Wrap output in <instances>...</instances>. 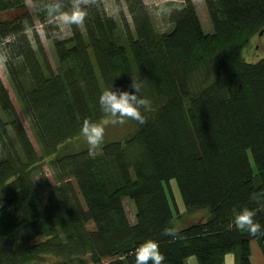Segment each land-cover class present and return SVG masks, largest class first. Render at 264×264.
Returning a JSON list of instances; mask_svg holds the SVG:
<instances>
[{
	"label": "trees",
	"instance_id": "trees-1",
	"mask_svg": "<svg viewBox=\"0 0 264 264\" xmlns=\"http://www.w3.org/2000/svg\"><path fill=\"white\" fill-rule=\"evenodd\" d=\"M143 1L122 2L134 32L128 24L121 32L102 4L87 7L83 28L55 38L57 72L37 30L30 37L25 29L38 19L54 37L35 6L40 0H32L35 17L0 22V42L12 37L5 45L11 85L42 147L41 156L0 79V140L10 125L19 145L4 142L0 160V264H135V250L149 239L159 243L163 264H187L192 256L198 264H226L228 254L235 264H252V243L264 245V235L233 223L247 207L264 232V197L251 198L264 193V57H242L264 30V0H205L211 33L203 31L195 0H183L173 27L161 33ZM26 7V0H0V13ZM133 78L151 102L142 110L147 122L98 153L65 152L85 119L107 117L101 93L134 92ZM49 157L60 183L44 201L33 175ZM171 179L184 213L170 201ZM201 210L206 220L178 228ZM165 228L178 238L164 236Z\"/></svg>",
	"mask_w": 264,
	"mask_h": 264
},
{
	"label": "rangeland",
	"instance_id": "rangeland-1",
	"mask_svg": "<svg viewBox=\"0 0 264 264\" xmlns=\"http://www.w3.org/2000/svg\"><path fill=\"white\" fill-rule=\"evenodd\" d=\"M122 2L123 0H119V1L109 0V3L112 5L114 9L116 8L119 9V11L114 16L119 21L118 24L120 25V31L122 32L126 24H128L130 30L134 32V24H133L132 16L128 13L127 7ZM143 2H145V4L148 6L153 21L152 23L154 24L157 31H159L160 33L164 31H169L173 27V22H171L173 13L177 10H181L184 7L183 0H144ZM121 3H122V7H121ZM195 5L199 12L200 20L203 25V29H204L203 31H205L206 33H211L213 31V28L211 21L209 20L210 18L206 8L205 0H195ZM33 6L34 4L32 3V0H29V2L27 3V7L24 10L22 9V10L10 11V12H2L0 13V22L17 20V18L23 16V14H29L30 16L35 17V7ZM107 14H109V12H107ZM34 25H35L34 28L33 26H28L27 28H25L26 32L30 37H32L33 30L34 29L37 30V33L40 37L39 39L41 40V43L44 47L47 57L49 58V61L53 67V70L57 72L56 69L59 65V60L57 59L58 57L54 49L55 37L52 38L47 37V33L45 32V28H44L45 26L38 19H34ZM80 27L83 28V24L80 25ZM62 35L64 38H70L72 36V28L66 27ZM11 40L12 37H9L3 42H0V79L2 80V83L9 91L8 93L10 94V97L15 105L17 114L19 115L20 120L22 122L21 124L24 125L33 143L32 145H34L37 153L41 155L42 147L39 143L37 135L35 134L36 133L35 129L31 124L32 122L28 114L18 103L16 94L11 85L9 72H7L8 69H7L6 61L8 60L7 59L8 56L5 51L6 50L5 45L9 43ZM242 57L245 61L247 60V62L249 63H256L260 59H262L264 57V35L260 36L259 33L258 35L251 38L249 43L246 45V48L243 49ZM104 119H108L109 121H111L113 118L107 116ZM136 125H137V121H133V120H126V123L123 125L112 124L111 122H109L107 125H105L103 143L113 142V141H123L124 138L128 135V133L134 130ZM6 129H7L6 140H2V139L0 140V160L5 158V156L7 155V150L4 146V142H7L11 147L13 146L15 150H19V145L15 138V135H13L14 133L11 130L12 129L11 126L10 125L7 126ZM86 148L89 149V145L87 144L86 139L82 135H80L77 139L68 142L67 145L64 147V150L65 152L68 151L72 152L74 150H80ZM50 160L51 157L46 158L42 164L41 171H38L33 175V180L36 184L35 187H37L40 196L43 198L44 201L47 200L50 187L58 185L60 183L57 179V176L55 175L56 173L53 165H51L52 163L50 162ZM170 186L171 187L169 190V194L172 205H173L172 200H174L179 210L184 213L186 208L177 181L171 179ZM75 187L77 186L75 185ZM123 203L127 210V214L131 219V222L135 223L136 208L134 203H132V201L127 197L123 199ZM207 217H208L207 211L201 210L199 212H196L192 216L187 217L186 218L187 222L185 224H180L178 228L181 229L190 224L197 223L202 220H206ZM262 248H264V245L262 246ZM48 261L49 262L46 264H51V260ZM196 262H197V258L195 256H192L188 260L187 264H193V263L198 264Z\"/></svg>",
	"mask_w": 264,
	"mask_h": 264
},
{
	"label": "clouds",
	"instance_id": "clouds-1",
	"mask_svg": "<svg viewBox=\"0 0 264 264\" xmlns=\"http://www.w3.org/2000/svg\"><path fill=\"white\" fill-rule=\"evenodd\" d=\"M29 0H26L28 3ZM103 5L109 15H115L119 9H114L109 3V0H70V8L65 6L64 0H40L37 7L45 13L47 23L56 31L53 36L56 39H63L62 33L66 27L82 25L87 16L86 8L90 6ZM131 88L134 92L124 90H113L111 87L101 93L99 97V104L106 116L112 117L109 121L104 119L101 122H90L85 119L81 128V135L86 139L89 145L90 154L96 153L100 150L103 143L105 125L109 122L112 124L123 125L126 120H133L139 122L141 125L145 124L146 117L142 114L151 110V102L149 99L139 95L143 88V83L138 82L133 78ZM264 197V193H253L252 199L259 201ZM256 211L247 207L241 209L238 214L234 216V225L238 230H246L251 236L255 237L258 234L264 235L261 230V225L254 220ZM233 225L230 223L229 227ZM164 236L172 237L174 240L178 238L179 234L174 228H165ZM165 256L161 253L159 243L155 240H147L135 250V264H163Z\"/></svg>",
	"mask_w": 264,
	"mask_h": 264
},
{
	"label": "crops",
	"instance_id": "crops-1",
	"mask_svg": "<svg viewBox=\"0 0 264 264\" xmlns=\"http://www.w3.org/2000/svg\"><path fill=\"white\" fill-rule=\"evenodd\" d=\"M252 263L253 264H264V251L262 246L258 242L252 243ZM226 264H235V257L233 254H228L226 257ZM194 264V263H193Z\"/></svg>",
	"mask_w": 264,
	"mask_h": 264
},
{
	"label": "water",
	"instance_id": "water-1",
	"mask_svg": "<svg viewBox=\"0 0 264 264\" xmlns=\"http://www.w3.org/2000/svg\"><path fill=\"white\" fill-rule=\"evenodd\" d=\"M264 34V30L260 32V36H262Z\"/></svg>",
	"mask_w": 264,
	"mask_h": 264
},
{
	"label": "bare ground",
	"instance_id": "bare-ground-1",
	"mask_svg": "<svg viewBox=\"0 0 264 264\" xmlns=\"http://www.w3.org/2000/svg\"><path fill=\"white\" fill-rule=\"evenodd\" d=\"M195 10H197V8L195 9ZM197 13H198V15H199V12H198V10H197ZM200 17V16H199ZM264 35V34H263Z\"/></svg>",
	"mask_w": 264,
	"mask_h": 264
}]
</instances>
